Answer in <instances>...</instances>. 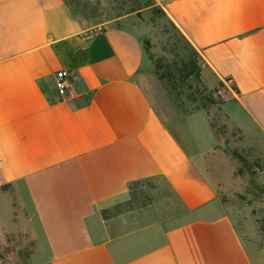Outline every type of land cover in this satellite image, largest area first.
Returning <instances> with one entry per match:
<instances>
[{
    "label": "crops",
    "instance_id": "obj_1",
    "mask_svg": "<svg viewBox=\"0 0 264 264\" xmlns=\"http://www.w3.org/2000/svg\"><path fill=\"white\" fill-rule=\"evenodd\" d=\"M156 1L199 51L205 89L222 88L215 112L161 115L128 26L0 0V207L40 264H264L254 225L218 192L246 184L240 152L264 164V0ZM61 70L73 100L57 94ZM134 183L149 203L105 217Z\"/></svg>",
    "mask_w": 264,
    "mask_h": 264
},
{
    "label": "rangeland",
    "instance_id": "obj_2",
    "mask_svg": "<svg viewBox=\"0 0 264 264\" xmlns=\"http://www.w3.org/2000/svg\"><path fill=\"white\" fill-rule=\"evenodd\" d=\"M63 2L83 25L91 27L93 31L108 26H128L140 36L144 48L151 47L150 51H145L151 61V67L141 75L140 79L152 101L158 106L161 115L171 114L173 111L184 114L196 107L201 109V106H205L211 113L216 111L217 105L208 104L206 101L207 93L204 91L209 90L205 89L201 81L193 77L180 79V72H184L185 67L190 64L191 54L195 53L199 59L201 56L156 0H63ZM162 57L171 65V72L174 75L171 78V88L167 87L164 81L159 80L154 70L153 62ZM199 66L201 60L197 61L196 67ZM216 125H219L218 121ZM232 136L237 135L232 133ZM240 154L243 160L241 171L234 180L246 181L242 191L234 192L230 189L231 185H227L223 188L226 190L228 188V191L224 192L219 185L221 190L218 192L223 195L224 200L229 199L237 205L241 216L245 217L244 226L239 221V228L244 230L249 227L254 233V225L259 244L263 246V238L255 223L252 210L256 211V217L262 219L264 223L262 173L264 164L251 158L245 151ZM133 194L134 197L130 198L132 206H144L150 201L143 183L133 185ZM0 220L3 222L0 227V264H40L46 258L44 255L33 254L37 247L36 241L23 238L13 232L14 224L9 223L7 204L0 207ZM247 244L251 247L249 242ZM262 254L264 260V252Z\"/></svg>",
    "mask_w": 264,
    "mask_h": 264
},
{
    "label": "trees",
    "instance_id": "obj_3",
    "mask_svg": "<svg viewBox=\"0 0 264 264\" xmlns=\"http://www.w3.org/2000/svg\"><path fill=\"white\" fill-rule=\"evenodd\" d=\"M151 47L150 46H146L145 47V51H150ZM191 61L189 66L185 67L184 72H180V79L182 80H186L189 77H193L195 80H199L200 81V67L197 68L196 64L198 60H201V58L199 59V57H197V55L195 53L191 54ZM153 66H154V70L156 72V75L158 76L159 80L164 81L167 85V87L171 88V78L174 77L173 72H171V65L165 60L164 57L160 58L159 60H155L153 62ZM174 79V78H173ZM207 93L205 99L208 102V104L211 105H218L221 102V98L220 96H215L214 95V90L213 91H204ZM201 109L207 110V108L205 106H201ZM195 110H199V108H194L192 110L186 111L184 114H189ZM238 174H240V170L238 171ZM137 183H134L133 185H135ZM133 185L130 186V191H131V196L134 197L133 194ZM241 199L242 196H240ZM132 199H130L126 204L123 205H119L117 206L115 209H113L112 211H104L103 215L105 217L109 216L110 214L113 213H119L122 212L124 210H129L134 208L135 206L131 205ZM138 207V206H136ZM264 213V212H263ZM252 214L253 216H255V223L258 225L259 228V232L262 235L263 238V244H264V223L263 220L260 218L256 217V211L252 210Z\"/></svg>",
    "mask_w": 264,
    "mask_h": 264
},
{
    "label": "built area",
    "instance_id": "obj_4",
    "mask_svg": "<svg viewBox=\"0 0 264 264\" xmlns=\"http://www.w3.org/2000/svg\"><path fill=\"white\" fill-rule=\"evenodd\" d=\"M70 76L71 73L66 70L58 71L55 74V87L61 100H73L76 97L69 81ZM213 93L215 96H221L222 88L217 87Z\"/></svg>",
    "mask_w": 264,
    "mask_h": 264
}]
</instances>
